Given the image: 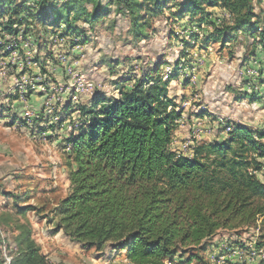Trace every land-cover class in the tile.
<instances>
[{
	"label": "trees",
	"instance_id": "obj_1",
	"mask_svg": "<svg viewBox=\"0 0 264 264\" xmlns=\"http://www.w3.org/2000/svg\"><path fill=\"white\" fill-rule=\"evenodd\" d=\"M165 8L172 10L173 21L182 20L191 41H202L201 47L229 46L240 33L246 34L252 40L249 58L260 65L259 76L247 81L264 85V28L253 0H0V26L18 40L21 28L25 38L31 35L28 22L36 17L53 27L52 33L62 27L60 36L77 38L72 48L88 41L78 25L82 20L95 26L116 9L130 17L133 38L142 40L148 37V16H164ZM216 8L224 10L227 26ZM47 38L38 47L46 46ZM36 42L31 40L32 45ZM182 43L189 50L190 43ZM31 60L46 73V59ZM180 66L181 60L168 79L157 72L138 80L124 75L118 98L97 93L88 106L79 105L80 126L59 142L71 165L70 190L55 209L54 233L62 232L100 257L124 252L128 264H206L220 231L238 232L264 213V182L252 172L264 162L262 129L235 123L224 138L197 144L193 156L173 147L183 112L169 95V85ZM43 92L27 88L23 96L30 99ZM248 95L263 99L264 91ZM18 104L23 116L25 108ZM71 107L69 102L67 111ZM50 120L42 130L57 135ZM12 253L10 264H52L29 235ZM5 261L0 239V264Z\"/></svg>",
	"mask_w": 264,
	"mask_h": 264
},
{
	"label": "rangeland",
	"instance_id": "obj_2",
	"mask_svg": "<svg viewBox=\"0 0 264 264\" xmlns=\"http://www.w3.org/2000/svg\"><path fill=\"white\" fill-rule=\"evenodd\" d=\"M253 2L257 19L264 28V0ZM59 10L56 11V20ZM174 11L178 9H173ZM214 11L223 22L228 20L224 10L216 8ZM164 12V16H148V37L142 40L133 38L130 33V17L123 16L116 9H112L110 15L95 26L83 20L78 22L86 30L84 37L88 39L87 42L72 47L82 52L80 56H75L68 49L70 43L77 41V38L60 36L59 33H65L62 27L57 28V33H52L54 28L43 26L36 17L28 22L33 37L28 35L25 38L22 28L19 39L14 40L0 26V239L6 264H10L12 251L27 235L32 237L52 264H128L124 252L108 251L100 257L93 249H83L62 232H53L56 226L53 219L55 209L70 190L71 165L66 152L56 142L58 135L52 136L49 130L42 129H45L50 118H54L56 131L60 129L68 134L75 130L81 123L79 105L88 106L97 94L80 95L69 89L67 83L70 78L65 70L66 64L61 60L63 55L71 57L69 62L76 61L77 69L83 71L87 79L89 73L90 78H95V82L102 83L109 97H113L115 90H119L117 87L122 86L124 75L134 77L135 80L145 74L164 75L167 65L174 67L181 60L179 75L174 76L169 85V95L175 97L177 109L186 117L185 123H179L187 133L183 141L185 145L191 141V124L195 118L206 117V124L215 131L213 135L203 136L196 145L217 139L222 132L217 124V117L221 115L234 114L235 123L241 125L242 118L263 120L264 104H256L257 110H251L256 99L248 102L250 96L243 95L248 81L244 80L241 71L248 66L251 59L249 57L253 55L252 40L240 33L229 46L220 47L218 43L201 47L202 41L190 40L188 30L182 28V20L173 21L171 9L165 8ZM187 18L188 16L184 20ZM224 26H227V22ZM1 36L4 38L1 39ZM55 36L62 39L61 42L55 43ZM45 37H48L46 46L38 47L40 39ZM33 38L37 40L35 45L30 43ZM182 41L190 43L189 50H184ZM201 50L209 54L203 56L199 53ZM184 52L187 54L183 58ZM35 56L43 59L42 61L46 59V73L41 72L39 66L31 60ZM216 57L222 63L216 64ZM82 61H87V73L80 69ZM251 62L254 63L253 60ZM55 65L62 69L60 73L53 70ZM156 66L160 69H156ZM103 67L107 69L106 72L100 70ZM192 69L199 73L197 80L193 75L188 76ZM33 84L42 85L47 91L40 95L32 94L30 99L22 97L20 88ZM16 95H20L19 99ZM244 100L247 101L245 107L235 109L236 103ZM71 101L77 105H72L73 110L67 111V104ZM18 103H22L25 108L23 116H20L22 107ZM27 112L31 116H27ZM201 112H204L202 117ZM72 113L75 118H68ZM37 114L43 117L33 121ZM186 147L183 149L188 150ZM250 238L251 234L246 228L238 232L220 231L213 238L209 251L215 247V251H218L215 255L219 256L226 253L227 248L231 252L232 249L243 246L244 241ZM235 259L229 258L222 264H237L232 262ZM207 260L210 261L206 256V264H219L211 261L208 263ZM256 261L254 264H264ZM191 264L205 263L193 261Z\"/></svg>",
	"mask_w": 264,
	"mask_h": 264
},
{
	"label": "built area",
	"instance_id": "obj_3",
	"mask_svg": "<svg viewBox=\"0 0 264 264\" xmlns=\"http://www.w3.org/2000/svg\"><path fill=\"white\" fill-rule=\"evenodd\" d=\"M62 39H59L58 36L54 37V42L59 43ZM30 41V39L28 40ZM31 43V42H30ZM62 62L66 64V73L69 76V82L68 87L70 90H73L75 93L80 95H86L90 94L94 96L96 93H103L106 96H109V94L104 90V85L102 83H97L95 81L88 80L83 73V71H79L76 67V61L69 62L71 59L70 56L63 55L61 57ZM74 62V63H73ZM216 63H222V60L220 58L216 59ZM257 65V64H256ZM181 67V66H180ZM182 71V70H181ZM174 72V67L172 65H167L166 69L164 71V75L162 74V77L164 79H168L170 75H172ZM242 74L244 77L254 78L259 76V71L257 68H254L253 66L246 67L242 69ZM263 86V85H261ZM30 88L34 91H47L46 88L44 89L42 85H29L24 86L23 88H20V94L23 96V90ZM250 90L259 91L260 87L259 84L256 82L251 81L248 87ZM264 88V86H263ZM22 89V90H21ZM63 89V88H62ZM262 89V88H261ZM120 96L119 90H115L114 97L118 98ZM260 106V105H258ZM206 109V108H205ZM264 109V107H263ZM49 112H51V109H49ZM27 116H31L29 112L25 113ZM186 117L183 116L182 119L179 120L180 124L185 123ZM206 118V117H205ZM196 119L192 122L191 128H192V135H191V141L188 142L185 147L188 148V151L184 154H189L190 156L194 155V149L196 147V143L202 139L203 136L207 135H213L215 133L214 128L210 125L206 124V119ZM217 124L219 127L222 128V131L224 133H229L231 130H233V126L235 124V118L233 115H221L217 117ZM260 180L264 182V162L263 165H260V168L258 170L252 171ZM247 232L251 234V238L248 240H245L243 246H239L237 248L232 249L230 252V248L226 249L227 252L222 253L219 256H216V252H210L208 255L209 260L211 262H217L219 264H222L223 261H227L229 258H236L233 263L237 264H254L256 260H264V213L258 214L256 221L253 225L246 228ZM224 243H222L223 245ZM221 248V247H219ZM230 256V257H229Z\"/></svg>",
	"mask_w": 264,
	"mask_h": 264
},
{
	"label": "crops",
	"instance_id": "obj_4",
	"mask_svg": "<svg viewBox=\"0 0 264 264\" xmlns=\"http://www.w3.org/2000/svg\"><path fill=\"white\" fill-rule=\"evenodd\" d=\"M22 29V28H21ZM65 47V46H64ZM69 46H68V44H66V48H68ZM69 49V51L70 52H72L75 56H80V53H82L81 51H79L77 48H71L70 49V47L68 48ZM200 54H209V53H206L204 50H201V52H199ZM212 51H211V55L210 56H212ZM55 56H56V54H55ZM204 56V55H203ZM218 57H216L215 58V61H216V59H217ZM252 60H249V62L247 63V65L248 66H245V67H250V66H253L254 68H259L260 67V65H256L255 63V61H254V63L253 62H251ZM87 61H85L84 63H83V61L82 62H80V64H79V66H80V69H83V70H85L86 71V73H87V63H86ZM216 63V62H215ZM217 64V63H216ZM255 64V65H254ZM82 67H84V68H82ZM45 69L47 70V63L45 64ZM53 70L54 71H56V72H58V73H60L61 72V68L58 66V65H55V66H53ZM102 72L105 70V72L107 71V69L105 68V67H103V68H101L100 69ZM195 69H192V70H190L189 71V75L188 76H191V75H193L194 76V78H195V80H197V78H198V76H199V73L198 72H195L194 71ZM47 72V71H46ZM105 74V73H104ZM87 76H88V79H90V80H92L93 79V81H95V78L93 77V78H90V75H89V73H87ZM244 78V80H246L247 81V79L249 78V77H243ZM131 83L132 82H129V84L131 85ZM262 85V83H260L259 84V87H260V90H264L263 89V86H261ZM249 82H247V84H246V86H244V89H243V95H248V93L249 92H252V90H250L249 88ZM262 88V89H261ZM259 90V91H260ZM68 96V95H67ZM249 96V95H248ZM69 97V96H68ZM260 97V96H259ZM251 98V97H250ZM256 99V100H255ZM253 100H255V101H253V103H252V105H251V107H250V109L251 110H254V111H256L257 110V107H255V105L257 104V105H259V103L261 104V105H263L264 104V98L262 99V98H260V99H258V98H256V97H254V99ZM252 100L250 99V101H248V102H251ZM246 102L247 101H240V103H236V107H235V109L236 108H241V107H245V104H246ZM71 103H72V105H77V103H75V102H73V101H71ZM71 110H73V109H71ZM263 112H264V110H262ZM237 112H239V110H237ZM241 112V111H240ZM233 116H235L234 114H233ZM68 118H70V119H72V118H75V115H74V113H72ZM192 118H195V117H192ZM241 118V117H240ZM52 120H50V123H55V119L54 118H51ZM197 118H195V119H193V120H196ZM199 119V118H198ZM263 120H261V121H258L259 119H255V120H252L251 118H242V120H240V122L243 124V125H245V126H248V127H251L252 129H262L263 131H264V117L262 118ZM190 122H192V121H190ZM188 123H189V121H188ZM51 132V131H50ZM55 134H57L58 135V140L56 141L57 143H59V142H61V140L67 135L66 133H65V131H63V130H60L59 129V131H56L55 130ZM176 137H175V139H176V141H173V146L176 148V149H179V151H183L184 153H186L188 150L187 149H183V147L185 146V144L183 143V141H184V139L186 138V136H187V133L185 132V129H181V125L179 124L178 125V128H177V130H176V135H175ZM226 136V133H224L223 131L222 132H220L219 134H218V136H217V139H222V138H224ZM174 139V140H175ZM64 150V149H63ZM258 261V260H257ZM256 261V262H257Z\"/></svg>",
	"mask_w": 264,
	"mask_h": 264
}]
</instances>
